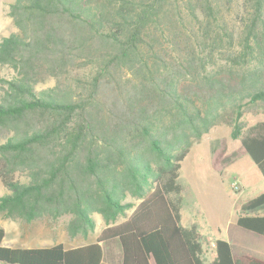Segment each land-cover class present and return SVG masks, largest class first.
<instances>
[{
	"label": "trees",
	"instance_id": "16d2710c",
	"mask_svg": "<svg viewBox=\"0 0 264 264\" xmlns=\"http://www.w3.org/2000/svg\"><path fill=\"white\" fill-rule=\"evenodd\" d=\"M9 15L16 30L0 41V63L16 73L0 78V213L29 224L51 208L75 212L71 230L87 237L95 220L79 194L82 177L97 183L103 211L115 218L125 206L111 195L107 170L125 166L142 190L147 146L167 168L132 214L95 242L9 247L0 225V263L101 264L104 246L118 241L122 264H264L237 256L225 239L205 262L197 227L182 224L188 148L169 151L177 134L191 144L187 129L199 138L225 123L264 176V121L243 134L241 120L264 114V0H13ZM245 65L252 68L237 69ZM45 78L54 86L37 90ZM249 79L259 85L247 104L227 111L214 103L243 95ZM262 212L264 192L241 206L237 226L264 238Z\"/></svg>",
	"mask_w": 264,
	"mask_h": 264
},
{
	"label": "rangeland",
	"instance_id": "374dc122",
	"mask_svg": "<svg viewBox=\"0 0 264 264\" xmlns=\"http://www.w3.org/2000/svg\"><path fill=\"white\" fill-rule=\"evenodd\" d=\"M12 1L0 0V41L16 30L9 15V4ZM217 66L225 70L229 65L224 60H220ZM251 66L256 68L259 64L255 62ZM252 67L245 65L237 69L242 72L249 71ZM15 73L10 65L0 63V78L10 79ZM236 81L238 79H235ZM246 82L247 84L244 83L246 91L243 95L236 96L231 101L221 98L220 101L215 100L214 103L225 104L227 111L232 105L247 104L250 100L248 90L253 88L255 81L249 79ZM53 86L54 79L45 78L36 88L42 91L49 90ZM2 94L3 85L0 84V96ZM196 104L202 114L207 111L206 103L203 101L198 100ZM241 120L245 123L244 134L251 126L264 121V114L255 111L247 112ZM186 133L193 143L190 144L184 137L179 136L181 134H177L175 144L169 151L174 156L188 148V153L182 161L179 178L184 187L182 224L186 227H197L205 262L210 263L215 258L218 239L229 241L237 256L256 254L264 260V238L246 232L237 226L241 206L264 192V176L246 153L242 145V137L234 138L232 127L225 123L213 125L199 138L195 137L190 129H187ZM179 140L181 141L180 146L178 145ZM141 154L143 161L140 163L150 166L149 171L139 169L140 172L147 173V178L140 180L142 190L135 185L132 176L125 173V166L116 169L111 167V170H107L106 185L113 198L125 206L115 218L105 214L104 211L108 205L104 200L103 191L95 181L90 184L87 178L82 177V180L78 182L83 205L91 212L95 220V227L87 237L82 234L80 227L71 230V222L78 217L75 212L68 211L60 214L51 208L44 218L29 224L14 220L6 213H0V225L6 231L5 244L35 247L60 241L67 246H74L90 242L107 226L126 220L130 212L134 211L136 207L134 205H137L153 190L161 170L167 168L166 162L160 159L150 147L141 149ZM5 192V186L0 180V197ZM258 239L262 241L256 244Z\"/></svg>",
	"mask_w": 264,
	"mask_h": 264
},
{
	"label": "crops",
	"instance_id": "0c3cea01",
	"mask_svg": "<svg viewBox=\"0 0 264 264\" xmlns=\"http://www.w3.org/2000/svg\"><path fill=\"white\" fill-rule=\"evenodd\" d=\"M132 214V212H130L129 216ZM125 221V220H123ZM122 221V222H123ZM102 232V231H101ZM100 232V233H101ZM99 233V234H100ZM95 236L94 240L90 241L91 243L92 242H95L96 238L98 237V235ZM242 236V235H241ZM6 238V237H5ZM243 240L245 241V239L243 238ZM262 240H257L256 244L260 243ZM55 243H63V242H60V241H57ZM55 243H51V244H47V245H44V246H35V247H45V246H51ZM65 244V243H64ZM4 245L5 246H9V245H6L5 244V240H4ZM81 244H78V245H74V246H67V247H77ZM9 247H28V246H9ZM234 251V250H233ZM235 253V252H234ZM253 255V254H252ZM254 256L257 257V255L255 254ZM259 258V257H258ZM123 262V254H122V249H121V246L119 244L118 241H112L108 244H106L104 246V256H103V260L101 262V264H122Z\"/></svg>",
	"mask_w": 264,
	"mask_h": 264
}]
</instances>
